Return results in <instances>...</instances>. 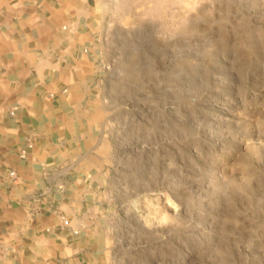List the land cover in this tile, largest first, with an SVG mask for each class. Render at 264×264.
Listing matches in <instances>:
<instances>
[{"label": "rangeland", "instance_id": "1", "mask_svg": "<svg viewBox=\"0 0 264 264\" xmlns=\"http://www.w3.org/2000/svg\"><path fill=\"white\" fill-rule=\"evenodd\" d=\"M102 17L113 264H264V0H103Z\"/></svg>", "mask_w": 264, "mask_h": 264}, {"label": "crops", "instance_id": "2", "mask_svg": "<svg viewBox=\"0 0 264 264\" xmlns=\"http://www.w3.org/2000/svg\"><path fill=\"white\" fill-rule=\"evenodd\" d=\"M102 16L103 0H0V264H113Z\"/></svg>", "mask_w": 264, "mask_h": 264}, {"label": "built area", "instance_id": "3", "mask_svg": "<svg viewBox=\"0 0 264 264\" xmlns=\"http://www.w3.org/2000/svg\"><path fill=\"white\" fill-rule=\"evenodd\" d=\"M50 96H53V94H50ZM10 114L13 115L14 111H10ZM33 148V143L32 142H28L27 145L25 147H23L20 151V157L25 158L26 155L28 154V151L30 149ZM9 175L11 178L15 177V172L14 171H10ZM63 225L64 226H70V221L68 219H64L63 220ZM74 233H78V230H73Z\"/></svg>", "mask_w": 264, "mask_h": 264}]
</instances>
